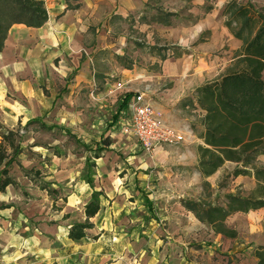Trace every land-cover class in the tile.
Instances as JSON below:
<instances>
[{"label":"rangeland","instance_id":"374dc122","mask_svg":"<svg viewBox=\"0 0 264 264\" xmlns=\"http://www.w3.org/2000/svg\"><path fill=\"white\" fill-rule=\"evenodd\" d=\"M53 1L57 0H44L45 7ZM136 1L95 0L98 5L93 12L96 24L89 40L98 38L100 45L94 53L91 71L96 79L94 99L87 97L90 89L82 91L81 96L69 99L65 86L72 81L75 72L69 70L60 79L58 65L55 71L52 67H40L38 71L43 72L44 69L45 73L56 75L55 81L41 85L44 95L52 97L56 93L59 96L56 103L69 107L61 114L42 115L29 123L20 120L16 125L14 116L0 111V123L16 134L20 144V153L10 167L15 185L0 195L1 211L5 214L0 217V264H103L90 257L92 230L88 232L87 240L80 244H74L67 236L73 224L84 221V205L89 200L90 189L82 179L86 174V157L93 155L87 150L92 142L88 138L108 137L111 145L105 157L109 195L112 201L118 200L122 204L131 202L135 208L130 212L133 218L148 220L144 222L148 228L158 226L154 229L158 233L152 234L159 239L167 232L176 231L182 224L177 208L183 200L222 204L226 194L239 192L246 196L254 189L255 185L249 178L234 179L231 176L235 167L232 163H225L213 176L204 179L196 168L198 157L194 138L188 139V136L187 143L181 146L166 147L147 155L134 137L123 133L126 114L121 113L115 120L122 95H108L110 87L105 86L104 79L110 86L117 82L128 83L127 88L132 92L141 91L150 84L157 87L153 77L159 68L152 63L154 56L165 57L168 49H171L170 58L193 55L199 42L210 38V34L201 35L185 51L169 45L163 36L175 30V26L191 24L194 17L190 10L195 8L205 12L206 7L216 3V0H204L200 6L195 4L199 0H145L142 6L136 5ZM237 1L241 4L247 2ZM250 1L264 11V0ZM169 10L176 14L170 19L171 28L152 26L157 12ZM123 12H127L126 15ZM142 16L145 22L152 23L145 34L139 32L141 26L137 25ZM236 52L228 40L223 39L219 49L207 53V60L220 59L228 64V69ZM123 69L128 71L125 76L118 72L112 77L104 75L111 70ZM167 87L169 84H161L158 90ZM155 94L151 97L156 101ZM180 106L181 102L179 109ZM176 108L168 109L167 122L183 129L188 119V126H192L198 136L201 128L197 114L191 112V108L186 113ZM62 120L63 126L54 125ZM79 134L80 140L77 138ZM257 166H264V156L258 159ZM90 173L96 175V169L93 168ZM42 186H46L51 193L42 190ZM170 216H175L176 220ZM189 216L193 218L188 215L185 219L188 238L184 245L175 243L183 250L186 248L187 262L254 264V249L264 246V209L237 214L227 220V226L238 234L236 239L217 237L207 226ZM149 236L152 237L151 234ZM156 238L152 237L154 243L151 245L154 247L158 242Z\"/></svg>","mask_w":264,"mask_h":264},{"label":"crops","instance_id":"0c3cea01","mask_svg":"<svg viewBox=\"0 0 264 264\" xmlns=\"http://www.w3.org/2000/svg\"><path fill=\"white\" fill-rule=\"evenodd\" d=\"M144 3L145 0H139V3L138 0L136 1V5L140 4L143 6ZM225 3H228L227 0H216L215 4L206 7L210 8L209 11H206L205 8V12L195 8L190 10L189 12L194 17V21L191 24L175 26V30H171L163 36L164 40L169 42L172 47H179L187 51L191 42L199 39L203 34H210L209 40L199 42V45L194 48L195 52L193 55L183 54L177 58H170L171 49H168L165 57L154 56L152 63L153 65H158L159 70L154 75L153 80L158 86L169 84V87L158 90V86H151L150 84L144 86L141 91L132 92L127 88L128 83L117 82L122 83L124 89L116 90L115 85L117 83L110 86L107 79H104L105 86L110 87L108 95L116 93L122 95L118 101V113L115 120L117 121L121 113L124 112L126 114V125L123 128V133L132 136L128 129L127 107L124 109L120 108L121 99L128 93H132V96L135 93H144L151 105L161 112L164 118L169 115L168 109L170 107L174 109L177 106L176 109L183 113H186L191 108V112L197 114L196 117L200 122V131H203L201 120L204 112L195 105V90L205 83L224 75L228 67V64L220 59L208 61L207 53L219 49L223 39H227L235 51H238L242 46V43L233 38L229 30L224 26L225 17L222 15L223 11L220 12V9ZM195 4L202 6L204 0H199ZM97 7L95 0H57L46 8L47 21L42 27L35 29L24 25H14L10 28L4 48L0 52V111L14 116L15 125L20 120L29 123L32 120L39 119L42 115L54 116L61 114L64 112L63 109L69 107L56 103L59 100V96L56 93L52 97L44 95L41 85L45 82L55 81L56 75L45 73L44 69L43 72L41 70L38 71L40 67H52L55 71V66L58 65L61 69L59 71L60 74H58L60 79H63L64 73L69 70L75 72L72 81L65 86V89L69 91V99L81 96V92L86 89H90L87 97L95 98L93 91L96 79L95 76H92L91 71H93L94 53L100 49V45L98 44V38L91 40V42L89 40L92 38L91 31H93L92 29L96 24L93 12ZM115 8L116 6H114ZM166 12L175 13L170 10ZM125 13L123 12V15ZM151 24L150 22H145L142 16L140 22H137L138 27H141L139 29L137 27V29L140 33L145 34L146 29L151 27ZM152 26L171 28L172 22L171 26L168 27L154 22ZM119 57L117 58L119 59ZM116 72L125 76V72L128 71L125 69L122 71L111 70L104 75L112 77ZM153 94L156 96V101L151 97ZM188 101H191L193 105H186ZM180 102L182 103L181 109H179ZM185 122L186 125L183 127L186 134L185 142L171 148L187 143L188 136V139H195L197 146H203V142L198 137L199 135L197 136L194 133V128L188 126L189 120L186 119ZM63 124V120L62 122L54 123L55 126L59 127L63 126ZM68 131L71 135H75L70 130ZM77 138L80 140L81 135L79 134ZM107 138H104V136L88 138V140L92 141L89 145L92 146L93 143ZM108 141L110 142V140ZM136 143L138 144L137 141ZM110 145L99 155V158L94 159L93 155L88 156L94 161V168L96 169V175H93L92 189L86 184L90 189L89 198L93 190L102 192L104 195L101 200L100 212L90 220L93 224L90 257L93 260H97V262L102 261L103 264H192L185 260L186 252L184 250L186 248L183 250V248L175 244L184 245L185 240L188 238L185 234L187 229L186 217L191 215L193 218H190V216L189 218L197 221L191 212L186 211L179 205L177 211L180 213L178 217L182 220V224L179 225L176 231L167 232L162 239H159L152 234L153 232L158 233L157 230H154L158 226L148 228L146 223H144L148 220L133 218V214L131 215L130 212L134 211L135 208L131 202L122 204L118 200L112 201L113 199L109 195L111 192L107 189L109 172L107 171V157H105ZM163 148L166 147L157 148L152 154ZM143 153L146 154L144 151ZM250 180L255 185V181L252 178H249ZM10 188H13V186L8 187L6 191L10 190ZM163 209H167V207ZM3 215H5L4 212L0 210V217ZM166 218L164 217V219ZM171 218L174 221L176 220L175 216ZM150 221L153 220L151 219ZM149 225L152 224L149 223ZM150 234L153 239L156 238L159 242H157L155 247L151 245L153 239L149 236ZM217 237H220V235H217ZM164 241L165 243L163 244Z\"/></svg>","mask_w":264,"mask_h":264},{"label":"trees","instance_id":"16d2710c","mask_svg":"<svg viewBox=\"0 0 264 264\" xmlns=\"http://www.w3.org/2000/svg\"><path fill=\"white\" fill-rule=\"evenodd\" d=\"M210 8H206L209 11ZM175 13L157 12L152 22L171 26ZM224 26L236 40L242 43L234 54L232 65L224 75L205 83L195 90V105L204 112L201 120L203 131L197 146V170L206 179L213 176L225 163L235 165L231 176L248 177L255 187L248 195L239 192L226 194L222 204L183 200L181 206L194 214L215 235L236 239L237 232L227 226V220L236 214H248L264 209V166H257L258 158L264 156V11L256 8L250 0L241 4L229 1L222 12ZM47 21L44 0H0V52L10 28L24 25L40 28ZM132 93L121 99L120 108L127 107ZM186 105L192 106L188 101ZM110 142L105 139L95 142L87 150L93 158L106 150ZM20 153V144L12 131L0 123V194L15 182L11 177V165ZM95 167L91 157L86 158V174L82 179L91 189ZM42 190H48L46 186ZM102 192L92 191L84 206V221L73 224L68 239L79 243L93 229L90 222L101 210ZM0 206V210H2ZM254 264H264V246L253 251Z\"/></svg>","mask_w":264,"mask_h":264},{"label":"built area","instance_id":"2783aa9c","mask_svg":"<svg viewBox=\"0 0 264 264\" xmlns=\"http://www.w3.org/2000/svg\"><path fill=\"white\" fill-rule=\"evenodd\" d=\"M115 89L122 90L124 85L117 83ZM127 111L128 129L146 154H152L160 147H172L185 142L184 130L170 125L144 93L133 94L128 101Z\"/></svg>","mask_w":264,"mask_h":264}]
</instances>
